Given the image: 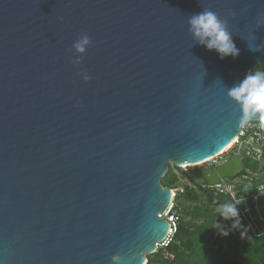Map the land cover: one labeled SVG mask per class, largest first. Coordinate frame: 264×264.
I'll list each match as a JSON object with an SVG mask.
<instances>
[{
    "label": "water",
    "instance_id": "95a60500",
    "mask_svg": "<svg viewBox=\"0 0 264 264\" xmlns=\"http://www.w3.org/2000/svg\"><path fill=\"white\" fill-rule=\"evenodd\" d=\"M204 10L227 21L237 57L193 37ZM262 66L264 0H0V264H146L169 228V164L236 139L228 89ZM242 169L232 153L189 176Z\"/></svg>",
    "mask_w": 264,
    "mask_h": 264
},
{
    "label": "trees",
    "instance_id": "16d2710c",
    "mask_svg": "<svg viewBox=\"0 0 264 264\" xmlns=\"http://www.w3.org/2000/svg\"><path fill=\"white\" fill-rule=\"evenodd\" d=\"M242 164L245 168L255 165L248 158H242ZM171 171L169 168L163 179V185L168 187L174 178ZM213 198L216 201L210 206ZM200 199L205 203L198 206ZM174 200L179 221L173 239L168 247L146 256V264H264V232L251 231L240 216L236 224L237 218L224 219L216 213L217 206L232 201L231 198L214 197L208 189L185 186ZM187 202L190 204L183 208V203ZM258 204L264 218V196ZM252 213H255L253 209ZM217 221L222 223L228 235H222L213 227Z\"/></svg>",
    "mask_w": 264,
    "mask_h": 264
},
{
    "label": "built area",
    "instance_id": "2783aa9c",
    "mask_svg": "<svg viewBox=\"0 0 264 264\" xmlns=\"http://www.w3.org/2000/svg\"><path fill=\"white\" fill-rule=\"evenodd\" d=\"M230 148L234 149L233 153L237 154L240 160H242V158H248L251 162H254V167L245 168L243 166L242 171L234 177H225L214 184H205L196 183L191 180L189 176L190 172L195 169H215L224 164L229 155L227 150L224 152L221 151V153L193 166L196 168H192V170L187 173L185 185L183 184L181 188H178V191L173 189V199L161 214L169 223V228L166 236L155 245V251L159 248L168 247L173 239L179 221V215L175 209L174 196L181 192L185 186L190 189H208L214 197L223 195L228 196L231 200L243 198L245 196V202L237 205L239 216L245 226L251 231L264 232V218L258 204L260 197L264 196L258 192L264 191V123H262L260 119H252L247 123L241 124V131ZM229 186L232 188L231 192L226 191ZM246 187L252 190L245 194L244 189ZM262 208L264 209V205ZM252 209L255 212L254 214L252 213ZM260 223L263 224V227L260 226Z\"/></svg>",
    "mask_w": 264,
    "mask_h": 264
},
{
    "label": "clouds",
    "instance_id": "9594fccd",
    "mask_svg": "<svg viewBox=\"0 0 264 264\" xmlns=\"http://www.w3.org/2000/svg\"><path fill=\"white\" fill-rule=\"evenodd\" d=\"M188 22L190 25L189 31L198 43L204 45L209 50H215L221 59L229 55L233 58L239 55V49L234 43L232 33L227 26V21L221 20L215 12L204 10L191 16ZM90 44L91 39L87 33L80 35L73 42L72 48L78 54L72 61L73 65L78 66L82 62L81 57ZM249 50L256 52L260 51L261 48L257 46L255 49L249 48ZM77 75H82L85 81L91 79L87 72L81 71ZM227 94L239 105L241 124L247 123L257 116L264 123V71L250 70L238 84L228 89ZM171 189L173 191V188ZM251 190L246 187L244 192L246 194ZM226 191L231 192L232 188L229 186ZM258 192L264 195V191ZM244 202L245 196L243 198H235L230 202L219 204L215 211L224 219L237 218L236 224H238L239 210L237 205L243 204ZM213 227L217 228L222 235H228V232L219 221Z\"/></svg>",
    "mask_w": 264,
    "mask_h": 264
},
{
    "label": "rangeland",
    "instance_id": "374dc122",
    "mask_svg": "<svg viewBox=\"0 0 264 264\" xmlns=\"http://www.w3.org/2000/svg\"><path fill=\"white\" fill-rule=\"evenodd\" d=\"M258 70H262V69H264V66H262V67H258L257 68ZM233 151H234V149L233 148H230L229 150L227 149V153L229 154L228 156H227V158H229L230 157V154H232L233 153ZM194 166H196V165H194ZM169 168H171V172H172V174H173V176H174V178H173V180L172 181H170L169 182V185H170V188H173V189H176L177 191H178V188H181L182 186H183V184L185 185V183H186V180H187V173L189 172V171H191L192 170V168H196V167H193V166H182L181 165V167H176V166H174V165H172V164H169ZM169 168H168V170H169ZM166 176V175H165ZM165 176L162 178V180H161V183H162V185H163V183H164V181H163V179L165 178ZM172 178V177H171ZM174 191V190H173ZM212 202H211V204H210V206H214L213 204H214V202L216 201L214 198L211 200ZM203 203H205L203 200H201L200 199V202H198L197 203V205L199 206V205H201V204H203ZM188 204H190V202H187V203H183V208H185L186 206L185 205H188ZM187 218H189V217H186V219ZM158 250V249H157ZM151 255V254H150ZM148 256V255H147Z\"/></svg>",
    "mask_w": 264,
    "mask_h": 264
},
{
    "label": "bare ground",
    "instance_id": "6f19581e",
    "mask_svg": "<svg viewBox=\"0 0 264 264\" xmlns=\"http://www.w3.org/2000/svg\"><path fill=\"white\" fill-rule=\"evenodd\" d=\"M233 141H234V140H233ZM232 143H233V142H231L227 147H225V149H223L222 152H224V151H226L227 149H229V148L232 146ZM219 153H221V152H219ZM197 164H199V163L183 164L182 166H194V165H197ZM173 193H174V191H173Z\"/></svg>",
    "mask_w": 264,
    "mask_h": 264
}]
</instances>
